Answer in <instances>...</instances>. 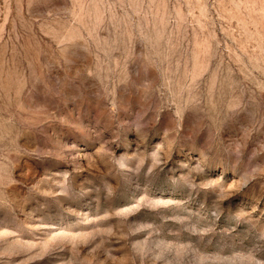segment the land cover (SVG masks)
Here are the masks:
<instances>
[{
	"label": "rangeland",
	"instance_id": "rangeland-1",
	"mask_svg": "<svg viewBox=\"0 0 264 264\" xmlns=\"http://www.w3.org/2000/svg\"><path fill=\"white\" fill-rule=\"evenodd\" d=\"M0 264H264V0H0Z\"/></svg>",
	"mask_w": 264,
	"mask_h": 264
}]
</instances>
